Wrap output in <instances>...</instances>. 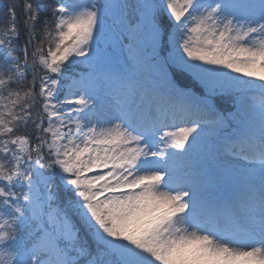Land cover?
<instances>
[{
	"label": "snow or ice",
	"instance_id": "1",
	"mask_svg": "<svg viewBox=\"0 0 264 264\" xmlns=\"http://www.w3.org/2000/svg\"><path fill=\"white\" fill-rule=\"evenodd\" d=\"M0 264H264V0L0 4Z\"/></svg>",
	"mask_w": 264,
	"mask_h": 264
},
{
	"label": "trees",
	"instance_id": "2",
	"mask_svg": "<svg viewBox=\"0 0 264 264\" xmlns=\"http://www.w3.org/2000/svg\"><path fill=\"white\" fill-rule=\"evenodd\" d=\"M4 2H6V0H0V4H2V3H4Z\"/></svg>",
	"mask_w": 264,
	"mask_h": 264
}]
</instances>
